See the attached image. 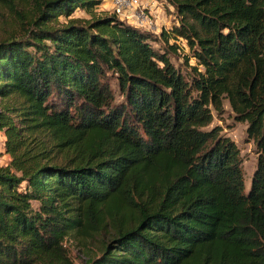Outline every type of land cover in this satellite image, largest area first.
<instances>
[{"label": "trees", "instance_id": "16d2710c", "mask_svg": "<svg viewBox=\"0 0 264 264\" xmlns=\"http://www.w3.org/2000/svg\"><path fill=\"white\" fill-rule=\"evenodd\" d=\"M2 1L21 31L0 39V264H74L65 239L105 230L86 264H264V0H164L158 34L100 0ZM223 99L247 191L208 129Z\"/></svg>", "mask_w": 264, "mask_h": 264}, {"label": "rangeland", "instance_id": "374dc122", "mask_svg": "<svg viewBox=\"0 0 264 264\" xmlns=\"http://www.w3.org/2000/svg\"><path fill=\"white\" fill-rule=\"evenodd\" d=\"M111 0H100L97 5H95L91 12L94 14L107 13L111 10ZM152 8H158L160 10V16L154 17V22L156 24V30L153 31L155 34H158L161 29H166L174 21V13L172 7L169 6L164 0H155ZM17 8L20 9V6L17 5ZM151 8V10H152ZM19 13L24 16H29V11L27 8L19 10ZM153 14V13H152ZM73 16L78 17H88L89 12L82 11L81 9H75ZM14 15L6 7L4 1L0 0V39L7 38L8 36L19 34L18 24L13 20ZM16 17V16H15ZM20 20V19H19ZM18 20V21H19ZM58 22H62L64 19L62 17L57 18ZM163 27V28H162ZM170 39L169 42H171ZM151 45L154 48L162 47V44L159 40L151 42ZM171 61L174 64H179L180 59L177 56H171ZM119 97L117 96V99ZM212 112V120L208 125L209 128L218 127L220 128L219 134L229 137L238 148L240 166L242 169L243 175V185L244 191H247L250 181V176L255 166V151L253 142L248 139L245 134L246 124L244 122H237L233 119V114L229 108V105L225 99L222 100L221 110L219 112ZM4 139L3 133L0 131V165H5L9 157L3 152L2 142ZM109 237V233L105 230L100 234L96 235L93 239L88 240L87 245H82L79 239L76 236H70L65 239L64 244L68 253L73 260L74 264H86V260L92 257L99 245V240H104Z\"/></svg>", "mask_w": 264, "mask_h": 264}, {"label": "built area", "instance_id": "2783aa9c", "mask_svg": "<svg viewBox=\"0 0 264 264\" xmlns=\"http://www.w3.org/2000/svg\"><path fill=\"white\" fill-rule=\"evenodd\" d=\"M111 10L119 19L145 30L155 31L156 24L152 16L155 0H111Z\"/></svg>", "mask_w": 264, "mask_h": 264}, {"label": "crops", "instance_id": "0c3cea01", "mask_svg": "<svg viewBox=\"0 0 264 264\" xmlns=\"http://www.w3.org/2000/svg\"><path fill=\"white\" fill-rule=\"evenodd\" d=\"M152 13H153V15H155V17H157V19L160 16V10H158V8H155V9L152 8Z\"/></svg>", "mask_w": 264, "mask_h": 264}]
</instances>
